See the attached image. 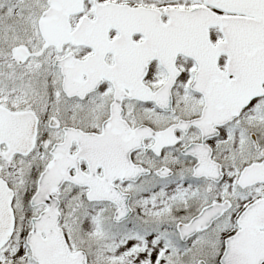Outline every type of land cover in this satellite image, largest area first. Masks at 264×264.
Instances as JSON below:
<instances>
[{
  "label": "snow or ice",
  "instance_id": "snow-or-ice-1",
  "mask_svg": "<svg viewBox=\"0 0 264 264\" xmlns=\"http://www.w3.org/2000/svg\"><path fill=\"white\" fill-rule=\"evenodd\" d=\"M0 264H264V0H0Z\"/></svg>",
  "mask_w": 264,
  "mask_h": 264
}]
</instances>
